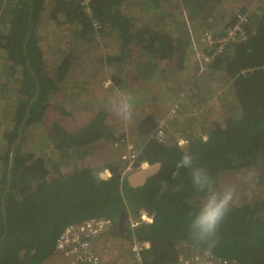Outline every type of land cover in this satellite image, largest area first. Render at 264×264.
Instances as JSON below:
<instances>
[{
  "label": "trees",
  "instance_id": "16d2710c",
  "mask_svg": "<svg viewBox=\"0 0 264 264\" xmlns=\"http://www.w3.org/2000/svg\"><path fill=\"white\" fill-rule=\"evenodd\" d=\"M125 1L0 0V56L5 60L0 102L6 98L8 81L15 84L12 92L17 96L13 116L2 124L0 138L4 143L0 146V264H43L55 256L56 241L68 226L93 218L110 219L116 225L121 211L137 217L141 209L152 216V223L133 232L127 230L124 237L150 243L149 250L143 253V264H177L179 256L190 248L207 251L219 262L264 264V9L249 15L245 25L247 42L228 46L209 68V75L214 81L217 76L220 88L232 93L234 105L232 114L224 122L215 123L206 140L188 135L186 148L177 144L164 146L148 141L159 122L153 114L137 123L134 132L144 145L139 150L135 148V168L143 162L161 164L160 171L143 187L132 189L125 178L120 179L124 165L102 167L100 171L111 173L107 180L85 167L67 175L60 171L62 166L72 167L75 161L90 157L97 145L123 139L124 135L116 138V131L108 124L113 101H109L111 93L107 90L102 92L103 101L86 124L71 131L53 122L44 132L41 146L26 150L31 127L43 122L61 84L69 83L75 55L82 46L89 59V47L100 36L113 33L117 53L102 58L101 64L121 68L136 63L139 77H148L162 61L172 64L175 53L186 46L184 41L172 43L171 37L151 25H136L125 10ZM144 1L154 7V13L161 14L159 8L169 0ZM201 1L202 4L199 0H180L192 25L199 9L205 8L208 18L221 3ZM42 22L51 30L67 27V46L58 61L45 60ZM52 22L55 27L51 28ZM180 35L187 38L184 32ZM182 65L174 66L181 69ZM101 72L92 67L88 73ZM82 74L90 83L91 75ZM110 79L113 90L126 88L119 75ZM76 81L84 86L83 80ZM92 95L99 98L98 94ZM185 151L208 170L214 186L224 175L244 173L256 180V189L249 198L231 206L210 250L188 234L204 193L193 186L188 170L181 169L180 175L173 178L176 162ZM50 157L55 159L52 164L47 161ZM119 161L123 162L121 158ZM164 182L166 190H162Z\"/></svg>",
  "mask_w": 264,
  "mask_h": 264
},
{
  "label": "rangeland",
  "instance_id": "374dc122",
  "mask_svg": "<svg viewBox=\"0 0 264 264\" xmlns=\"http://www.w3.org/2000/svg\"><path fill=\"white\" fill-rule=\"evenodd\" d=\"M127 1H125V10L130 17L135 19L134 22L136 25H151L153 28L157 29L156 31H159V33L162 32L171 37L172 43L177 44L178 41H184L183 43L186 44V46H183L180 52L175 53L172 64L162 61L159 65L155 66L152 70L153 73L148 77H139L135 68L136 63L133 62L130 63L129 66L125 65L121 68H116L114 66L108 67L101 64L102 58L113 56L117 53L118 46L116 36L113 33L100 36L98 40L89 47L91 51V58L89 59L85 58L87 49L85 52V48L82 46V48L78 50L74 60L75 66L78 64V67L74 66L72 68L73 73L68 76L69 83L65 82L61 84V90L50 102L43 122L40 125L38 124L37 126L31 127L32 129H30L27 139L26 150L33 151L41 146L44 139V132H47L48 129L51 128L53 122H58L65 129L71 131L86 124L92 115L95 114L98 106L100 107L103 101L101 97L104 95L102 92L107 91L111 93L109 94L111 96L109 101H113L110 103L108 124L116 131V138H118L119 135L124 136L122 140L114 141L109 145H97L90 157L75 161L72 167L62 166L60 171L63 175H67L74 170L85 167L87 169H93L98 173H105L107 171L110 176L111 173L109 170L100 171V169L107 164L111 166L115 164L122 165L119 158L121 154L125 155L126 144L132 143L136 149L142 144L144 145L143 141L137 139V134L135 135L134 132L137 123L142 121L148 114H153L160 122L168 116L170 107L181 95H184V97L181 102L180 111L176 117L169 118L167 122H165L171 139L166 146H172L180 140L186 141V136L188 135H192L194 138H202L204 141L207 139V135L214 127L215 123L224 122L226 118L232 114L231 109L234 105L232 102V93L220 88L221 84L217 80V76H215L214 81L212 76L209 75L212 69L202 74V77H198L197 65L192 57V50L190 49L189 42V31L197 35L198 32L200 33L207 30L222 31L223 29L220 30V27L211 26V28L207 26L201 28L194 27V24L192 25L189 20L188 13L183 9L180 0H169L165 5H162L159 8L161 14L154 13V7L145 3L144 0H129L126 4ZM199 1V4L202 3L201 0ZM223 1L224 7L222 6V10L225 15L229 17L233 13L236 14L241 10H249V14H255L256 11L259 12V9H264V0ZM132 2L134 6H131ZM198 11L200 13L194 22L198 25H201L200 23H211L213 14H210L209 17L206 18L208 12L205 11V8L201 11L199 9ZM234 14L232 16H234ZM45 21L46 20H43V22ZM43 22L40 26V36L41 39L45 40V42L42 41L41 43L45 54V60L48 63L58 61L60 59V54L64 51L65 44L67 46L69 38L67 27L64 26L62 29L54 28L51 30L48 29L49 26ZM52 27H55V23L53 22L51 23V28ZM180 32L186 33L188 39L180 35ZM81 57L83 60H81ZM179 58H181V60ZM4 61L3 57L1 58L0 56V84L5 83L2 77V75L4 76ZM180 63H183L181 69L174 66ZM92 67H94V69L97 68L99 72L103 71L101 72L102 74L93 75V73H88L92 70ZM82 72L86 74V77L91 75V77L88 78L91 79L89 80L90 83H87L83 79ZM114 75L120 76L126 88H117L113 90L111 85L106 88L104 87V82L110 81L111 76ZM76 79L83 80L84 86L81 87ZM7 84L9 90L4 93L6 98H2L4 101L2 100V102H0V133H3L2 124L6 121L8 122L13 116L15 99L17 98L12 92L15 84L12 83V81H8ZM186 86H188V89L185 91L184 87L186 88ZM84 89L87 90L86 95ZM129 90L131 92L127 93L126 91ZM92 93L98 94L97 96H99V98L96 97V95H92ZM122 98H127L132 105V115L129 120L116 116L112 108V104L119 103ZM8 105L9 109L7 115H2V108ZM115 144H117L118 147H115ZM54 160L53 157H50L47 159L48 164L54 163ZM255 183L256 180L253 177L240 173L220 177L216 181L215 187L220 188L226 185L235 186L237 199L234 205H239L249 198V195L256 189ZM263 189L264 184L261 187L262 191ZM124 236L125 233L116 228L111 234H106L97 242L98 253L103 264H135L129 248L130 240L125 239ZM43 264L69 263L65 257L53 256Z\"/></svg>",
  "mask_w": 264,
  "mask_h": 264
},
{
  "label": "built area",
  "instance_id": "2783aa9c",
  "mask_svg": "<svg viewBox=\"0 0 264 264\" xmlns=\"http://www.w3.org/2000/svg\"><path fill=\"white\" fill-rule=\"evenodd\" d=\"M249 15V10L237 12L231 17L228 27L219 34L204 31L199 35H194L189 31V42L192 57L197 65L198 77L209 70L215 58L224 53L228 46L243 45L247 42L249 34L245 29V25L248 22ZM109 85V81L104 82L105 88ZM186 89H188V86H186L185 91ZM183 97L184 95H181L170 107L168 116L159 122L157 127L149 135L148 141L152 140L164 146L168 145L171 139L165 122H167V119L177 116L181 109ZM199 139L202 140V138ZM185 143L187 142L180 140L176 144L184 147ZM115 147H118L117 144H115ZM125 147V155H120V158L123 160L122 165H124V168L120 170L121 180L126 178L130 173L147 166V163L143 162L135 168V160L138 152L132 143L126 144ZM151 223L152 216L147 213L139 214L137 217L127 213V229L132 232L141 226ZM114 230L115 225L113 221L106 218H93L82 223L72 224L58 237L55 244V256L65 257L69 264H103L98 253L97 242L106 234H111ZM129 248L134 263L143 264V253L149 250L150 243L147 241H138L132 237ZM177 264L238 263L219 262L207 251L190 248L185 254L179 256Z\"/></svg>",
  "mask_w": 264,
  "mask_h": 264
},
{
  "label": "clouds",
  "instance_id": "9594fccd",
  "mask_svg": "<svg viewBox=\"0 0 264 264\" xmlns=\"http://www.w3.org/2000/svg\"><path fill=\"white\" fill-rule=\"evenodd\" d=\"M109 82L111 85V81ZM112 108L116 116L125 120L131 119L132 105L127 98H122L119 103H113ZM181 169L188 170L193 186L198 192L204 193L200 209L189 224V237L198 244L207 245L210 250L217 242L216 234L219 225L237 199L236 188L227 185L215 187L208 170L197 165L194 156L187 151L176 162L174 179L180 175ZM166 188L167 184L164 182L162 190Z\"/></svg>",
  "mask_w": 264,
  "mask_h": 264
},
{
  "label": "water",
  "instance_id": "95a60500",
  "mask_svg": "<svg viewBox=\"0 0 264 264\" xmlns=\"http://www.w3.org/2000/svg\"><path fill=\"white\" fill-rule=\"evenodd\" d=\"M186 147H188V143H186L184 147L182 148H186ZM159 170H160V163H154V164L147 165L146 167L138 169L130 173L129 175H127L125 178V180H127L126 183L132 189L139 188L143 186L145 182L149 180V178L157 174ZM97 176L102 180H107L109 178L104 173H97ZM144 212H145L144 209H141L139 211L140 214ZM126 219H127V213L125 211H121L120 216L118 217V221H117L118 229H121L123 227Z\"/></svg>",
  "mask_w": 264,
  "mask_h": 264
},
{
  "label": "crops",
  "instance_id": "0c3cea01",
  "mask_svg": "<svg viewBox=\"0 0 264 264\" xmlns=\"http://www.w3.org/2000/svg\"><path fill=\"white\" fill-rule=\"evenodd\" d=\"M202 3H200V4H202ZM209 3H211V2L209 1ZM222 6L224 7V1L223 0H221V3L218 6H216L217 8L214 10V12L210 13V14H213V18L211 19L212 21H211V23L205 24V27L206 26H208V27H210V26L211 27H220V30H222V29L223 30L222 31L207 30V31H212V32H214L216 34H219V33H222L225 30L226 27H228L229 21H230V17L234 13L230 17L225 15V13L222 10ZM194 27L201 28V25H198L197 23H195ZM200 33H202V32H200ZM200 33L198 32V34L197 33L196 34L199 35ZM8 109H9V105L6 106L5 108H2L1 114L2 115H7ZM0 138L2 139V132L0 133ZM0 142H2V141H0ZM0 146H4V143L2 142Z\"/></svg>",
  "mask_w": 264,
  "mask_h": 264
},
{
  "label": "flooded vegetation",
  "instance_id": "af4514ba",
  "mask_svg": "<svg viewBox=\"0 0 264 264\" xmlns=\"http://www.w3.org/2000/svg\"><path fill=\"white\" fill-rule=\"evenodd\" d=\"M160 168H161V164H160ZM159 171H160V170H159ZM159 171H158V172H159ZM158 172H157V173H158ZM152 177H153V176H152ZM146 182H147V181H146ZM146 182H145V184H146ZM145 184H144V185H145ZM144 185H143V186H144ZM143 186H141V187H143ZM144 213H147V212L145 211ZM139 214H140V213H139ZM147 214H148V213H147ZM126 220H127V219H126ZM116 228H117V223H116V225H115V229H116ZM118 230L122 231L123 233H125V232L128 230V229H127V225H126V221H125L123 227H122L121 229H118Z\"/></svg>",
  "mask_w": 264,
  "mask_h": 264
},
{
  "label": "bare ground",
  "instance_id": "6f19581e",
  "mask_svg": "<svg viewBox=\"0 0 264 264\" xmlns=\"http://www.w3.org/2000/svg\"><path fill=\"white\" fill-rule=\"evenodd\" d=\"M104 174L108 175V173H107V172H105Z\"/></svg>",
  "mask_w": 264,
  "mask_h": 264
}]
</instances>
